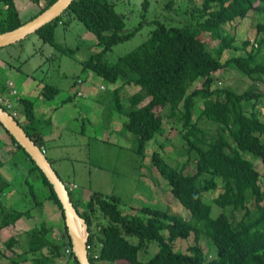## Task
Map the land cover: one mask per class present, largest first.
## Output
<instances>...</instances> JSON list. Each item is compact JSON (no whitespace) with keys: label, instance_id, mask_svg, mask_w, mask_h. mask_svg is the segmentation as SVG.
I'll use <instances>...</instances> for the list:
<instances>
[{"label":"trees","instance_id":"obj_1","mask_svg":"<svg viewBox=\"0 0 264 264\" xmlns=\"http://www.w3.org/2000/svg\"><path fill=\"white\" fill-rule=\"evenodd\" d=\"M17 1L0 0V33L34 19L57 0H30L35 12L26 21L20 9L26 8L28 2ZM142 4L148 9L150 1L142 0ZM250 11L259 17L255 25L257 40L248 39L240 45L226 26L247 17ZM191 15L196 23L183 26L157 20L150 35L113 64L105 60V55L116 44L132 38L143 24L128 30L124 15L118 13L112 0H73L60 16L35 32L61 52L68 49L57 39V28L66 24L68 16L84 23L96 36L101 49L81 60L83 69L95 71L105 81L121 83L114 89V101L118 111L127 116L122 131L135 135L136 152L145 154L147 143L157 134L163 135L165 117L181 125L185 150L181 155L186 159L172 165L159 149L153 152L151 162L154 171L167 179L174 196L190 210L188 218L170 208L152 206L132 207L131 213H125L116 194L95 190L81 202L70 191L78 212L88 223L92 264H264V170L246 156L250 153L264 165V120L257 109L264 99V89L260 87L264 83V0H202ZM204 34L210 35L214 46L210 47ZM227 50L238 53L223 58ZM8 56H13L12 51ZM230 65L252 80L242 92L215 85L220 78L216 73ZM126 85L140 88L130 97L128 107L121 95ZM59 91V87L46 83L43 93L53 98ZM198 98L203 99L204 106L197 114ZM19 103L29 124L16 118L43 147V127L49 123L36 117L33 101L20 98ZM202 120L217 126L212 136L200 124ZM0 126L10 136L15 150L22 151L32 163L30 171L38 173L46 189L42 198L34 195L38 206L42 207L46 199L53 200L65 216L63 204L45 173L1 122ZM165 138L161 150L170 143L171 137ZM48 158L55 167V160ZM0 180L10 185L1 173ZM215 191L219 192L213 203L207 202L205 196ZM2 192L0 188V233L32 214L30 208L5 204ZM100 215L107 219L105 223L97 221ZM64 225L60 244L50 240L51 230L45 224L25 232L28 253L35 264L57 259L64 248L71 250L69 259L80 264L66 222ZM191 235L194 243L187 252L177 248L178 239ZM2 240L0 236L6 246L2 255L20 258L22 254L14 252L16 236ZM152 246H157V250L155 247L151 257L142 260L140 253H151ZM212 249L214 256L209 257Z\"/></svg>","mask_w":264,"mask_h":264},{"label":"rangeland","instance_id":"obj_2","mask_svg":"<svg viewBox=\"0 0 264 264\" xmlns=\"http://www.w3.org/2000/svg\"><path fill=\"white\" fill-rule=\"evenodd\" d=\"M26 1L27 0H21V3ZM112 1L115 2L118 13L124 15L128 30H133L141 23L143 25L132 38L116 44L105 55V60L111 64L116 63L119 57L140 45L156 27L157 20L167 25L178 26L196 23L193 19V15H191L192 10L199 6L202 0H174L173 4H169L172 0H149L150 5L148 9L144 8L142 0ZM25 6L26 8L20 9L24 21L28 20L35 12V4L32 1L29 0L28 4ZM258 20L259 17H257L253 11H250L247 17L237 19L227 24L226 29L236 35L237 43L240 45L243 41L248 39L251 40V42H255L257 40V28L255 25ZM57 36L59 42L67 47V51L61 52V50L53 45L45 43L36 33L30 34L22 41L8 48L15 51L13 57L22 55L14 59L15 64L22 67L21 69L36 75L46 83L59 87L61 90L59 98L71 95L73 101L76 102V95L72 94L71 91L73 89L77 90L79 86L80 88L83 86V84L79 85L77 83V80L80 78L84 81H89L87 86L91 85L97 88L104 86L105 88L100 91L103 100L99 102V104H102L100 105L99 112L89 113V117L95 126H92L88 121H86V125L88 126V130H93L94 128L98 129L104 126L102 130L106 132L104 135L105 137L108 135L109 139L105 138L106 140L104 141L102 140L103 138L95 139L93 136H90L87 139V143H83L82 148H80L77 145L81 144V139L77 140L76 136H72L65 131L62 134L60 142H46V150H44L50 158L52 157L60 160L62 157H66L57 163L54 162L62 179H64L67 184L72 181L77 182V188H75L79 194L83 187L85 189L86 185L93 187V189H104L113 192L121 198V209L125 213H131L133 206H135L136 209L142 206H152L162 209L170 208L173 212L188 218L190 210L184 207L179 199L174 196L171 189L172 187L167 179L161 175L159 171H154L151 162L153 152L159 149L166 160L172 165L182 163V161L186 159L184 155H181L183 151L185 152L181 125L174 122L173 119H170L168 116L165 117L164 126L166 130L163 135L157 134L147 143L145 154L136 152L134 149L136 144L135 135L131 132L122 131L123 124L121 127H117L121 121L126 120L124 114L118 112L114 101V88L121 83L117 82L115 84L105 81L100 78L95 71L83 69L81 60L84 57L88 58L91 54L101 49L97 43L92 41V39L97 40L96 36L87 29L84 23L69 16L66 24H61L57 28ZM204 37L210 41V47L215 45V43L211 41L209 34H204ZM250 48L251 47H249V49ZM240 52L241 51H239V53ZM236 53L238 52L227 50L223 58H229ZM91 74L94 75V79ZM216 75L220 77L215 83L216 86L231 87L239 92L247 89L252 83V80L248 76L241 74L232 65L228 66L226 69L219 70ZM89 76L92 77L91 80ZM9 79L10 77L8 74H2L1 81L7 82ZM10 87L11 90L16 89L13 82ZM260 87L264 89L263 82L260 84ZM139 90V87L135 85H126L121 90V95L123 97L122 102H124V104L126 103L125 107L131 103L130 97ZM11 93L14 94L13 91H11ZM18 95L19 91L16 89V93L13 96L19 99ZM27 95V97H30L29 94ZM92 96L93 94H89L88 97L84 98L77 97V100H84L87 98L91 101ZM57 101L60 102V99H57ZM10 102L12 105H9L5 100L1 101L3 107L13 112L16 117L19 116V114L14 112V109L19 105L17 111H21L22 113L19 101L17 103L16 100L13 99V101L10 100ZM203 106V99L198 98L195 112L198 114ZM257 109L261 112V117L264 120V99L257 106ZM197 114L196 116H198ZM99 117L100 119L96 122L94 118ZM24 118L25 116L23 113L18 117L20 122L26 125ZM200 124L208 130V136H212L217 131V126L207 120H202ZM0 129L6 134L1 126ZM167 136L171 137L170 143L166 145L164 150H161V145L164 143L163 140L165 141V137ZM87 145L89 146L90 153L87 152ZM76 146L77 148H75ZM103 155H108L109 157L104 158ZM246 156L256 163L258 169L261 171L264 170V165L261 163L260 159L254 158L250 153L246 154ZM25 158L26 156L22 151L4 154V157L0 155L1 164L3 163V167L9 170L3 175L5 179L12 182L11 186L13 188L10 192L11 195L3 197L5 202L10 199L11 196L15 195L16 189L22 196L26 195L29 199H32L34 195L40 199L46 192V189L41 184L38 173L30 171L32 163L30 161H25ZM111 170L113 171L112 173L115 179H113L112 174L106 172H111ZM187 170L188 169H186V171ZM104 174L106 175L104 176ZM218 192L219 191L208 193L205 196V200L213 203L212 200L216 197ZM73 194H75V192H73ZM15 200L18 199L16 198ZM214 212L217 213L216 206H214ZM101 217L102 215L99 216L97 221L105 223L107 219ZM58 228V226L55 227V231H59ZM193 243L194 235H191L188 239H178L176 245L177 248L187 252L188 247ZM155 247L157 250V246H152L151 253L149 254L142 251L140 253L141 259H149ZM99 249L100 246L97 247L96 251H99ZM214 252V249L210 250L209 253L211 254H208L209 257H211ZM11 256L12 258H8L1 255V264H15L16 259L20 262L19 259L21 257L22 262L27 261L26 258L23 259L24 255H21L20 258L14 254ZM47 264L59 263L55 259ZM98 264L103 263L99 262Z\"/></svg>","mask_w":264,"mask_h":264},{"label":"crops","instance_id":"obj_3","mask_svg":"<svg viewBox=\"0 0 264 264\" xmlns=\"http://www.w3.org/2000/svg\"><path fill=\"white\" fill-rule=\"evenodd\" d=\"M27 0L26 2H28ZM194 1V0H192ZM24 3V2H23ZM21 3V0L17 1V4H23ZM91 32V31H90ZM92 33V32H91ZM94 43H97V40L92 39ZM12 51L13 56L14 52L8 47H0V96H7L9 100H20V98H27L31 101H33L34 104V110L36 117L49 123L46 126L43 127L44 131V145L43 148L46 150V142L51 141L53 142H60V139L62 137L63 132L67 131L69 134L72 136H76L77 140L81 139V144L77 145L78 147L82 148L83 143H87V139L90 136H93V138H103L102 140H106L105 138L109 139L108 135H104L106 133L104 130V126L102 128H94L93 130L89 129L88 126L86 125V121H88L92 126H95L93 121L89 117V113H96L99 112L100 101L103 100V96L100 94L101 89H105L104 86H101L100 88L93 87V86H87V83L89 82L88 80H82L81 83L77 80V83L79 85L85 86L81 87L80 86L76 89H73L71 91L72 94L76 95V102L73 101V97L71 95H66L64 98H59L61 94V90L59 93L53 97V98H47L44 95V86L46 82L42 79H39L36 75L32 73H28L21 69L22 67L18 66L15 64L14 59L21 57L22 55L18 57H9L8 53ZM84 57L83 59H85ZM82 59V60H83ZM8 74L10 79L7 82L1 81V76L2 74ZM92 73V72H90ZM94 79V75L91 74ZM102 78L101 76H99ZM90 80L92 79L91 76H89ZM10 82H13V85L15 88L19 91V99L15 98L12 93H11V85ZM92 83V82H91ZM90 83V84H91ZM116 84V83H115ZM121 85V84H119ZM119 85L115 86L118 87ZM136 86V85H135ZM139 87V86H138ZM115 89V88H114ZM140 89V88H139ZM81 92V94H80ZM29 94L30 97H27ZM89 94H93L92 100L90 101L89 99L85 98L84 100H77V97H88ZM78 95V96H77ZM57 99H60V102L57 101ZM123 101V99H122ZM124 103V102H123ZM126 106V103L124 104ZM19 105H17L18 108ZM22 106V105H21ZM20 106V107H21ZM130 106V104L127 105V107ZM17 108L14 110L19 116L22 114L21 111H17ZM22 108V107H21ZM23 109V108H22ZM10 112V111H9ZM120 112V111H118ZM12 113V112H11ZM121 113V112H120ZM14 114V113H12ZM24 115V114H23ZM16 117V115H14ZM17 116V118L19 117ZM127 120V116L124 115ZM26 123L29 124L28 119L25 117L24 118ZM96 122H98L99 118H94ZM125 120V121H126ZM121 121L117 127H121V125L125 122ZM97 124V123H96ZM111 124V123H110ZM110 126V125H108ZM123 126V125H122ZM121 131V130H120ZM119 131V132H120ZM7 135V136H6ZM8 137V138H7ZM10 136L8 134H4L3 130L0 129V155L4 157V154H9V153H17L19 151L15 150V145L12 144L11 139L9 138ZM74 143V142H72ZM77 146L75 148H77ZM16 151V152H14ZM46 152V151H45ZM87 152L90 153L89 146L87 145ZM47 155V153H46ZM48 156V155H47ZM49 157V156H48ZM104 158L109 157L108 155H103ZM52 158V157H51ZM66 158V157H65ZM62 157L63 160L65 159ZM26 159V158H25ZM55 160V163L59 162V159L52 158ZM86 160V159H85ZM25 161H28L27 159ZM3 163L1 164L0 161V173L6 174L8 172V169H5L3 167ZM108 174H112L113 179H115L114 174L111 172L106 171ZM59 174V172H58ZM60 175V174H59ZM69 175V174H67ZM106 174H104L105 176ZM4 176V175H3ZM61 177V176H60ZM5 178V177H4ZM62 179V177H61ZM7 180V179H6ZM64 181V179H62ZM8 181V180H7ZM65 182V181H64ZM74 182V183H73ZM9 186L5 185V182L0 180V188L3 189L2 192V199L3 197H8L10 192L13 190L11 184ZM67 185V183L65 182ZM71 184H76L77 182L72 181L69 183V187ZM18 188V187H17ZM77 188V186H76ZM76 188L70 190L72 192H75V197L76 199L80 200L81 202H84L89 199L90 195L92 194L93 191L95 190H101L104 192L108 193H113L108 190L104 189H93V187L86 185L85 189L80 191V194L76 191ZM12 189V190H11ZM19 189V188H18ZM21 190V189H20ZM83 194V195H81ZM114 194V193H113ZM18 200H15V199ZM4 201V199H3ZM36 198L29 199L26 197V195L22 196V194L19 193V191L16 189L15 195L11 196L10 199L4 201L5 204L8 206H12L15 208L19 209H25V208H30L31 209V216H23L20 219H18L15 223V225L4 228L1 231L2 236V241L10 237L11 235H15L18 242L14 246V252L18 253L19 255H24L23 259L26 258L27 261L22 262V257L19 259L20 262L15 263V264H35L34 259H32V255L28 253V244L26 240V236L24 235V232H27L28 230L40 226L41 224H45L50 228L51 234H49V238L51 241L60 244L62 241V231L64 230V224L66 222V217L63 215L62 210L60 207L53 201V200H44L42 207L38 206ZM135 207V206H133ZM65 217V218H64ZM59 227V231H55V227ZM6 246L4 245L3 242H0V264L2 263L1 255L5 251L4 249ZM57 262L59 264H77L74 262L72 259H69V254L66 252V248H64V253L60 257H58ZM52 261V260H51ZM8 262V261H7ZM6 262V263H7Z\"/></svg>","mask_w":264,"mask_h":264},{"label":"water","instance_id":"obj_4","mask_svg":"<svg viewBox=\"0 0 264 264\" xmlns=\"http://www.w3.org/2000/svg\"><path fill=\"white\" fill-rule=\"evenodd\" d=\"M73 2V0H57L48 9L34 19L20 27L0 33V47L16 44L30 34L35 33L45 24L60 16ZM0 122L25 148L36 164L42 169L52 183L65 211L66 224L72 239L73 251L80 264H92L89 257L88 240L90 231L86 219L78 212L72 201L70 190L61 179L57 170L46 155L44 148L39 146L27 133L19 120L0 104ZM77 221L84 227L83 234L77 225Z\"/></svg>","mask_w":264,"mask_h":264},{"label":"built area","instance_id":"obj_5","mask_svg":"<svg viewBox=\"0 0 264 264\" xmlns=\"http://www.w3.org/2000/svg\"><path fill=\"white\" fill-rule=\"evenodd\" d=\"M78 82L81 83L82 80L80 79ZM10 85H12L11 82H10ZM12 91H13L14 94L16 93V89H14V90H12ZM14 94H12V95H14ZM80 94H81V92H80ZM1 99L7 101L9 105H12V103L10 102V100L8 99L7 96H0V104H2L1 101H3V100H1ZM14 110H15V109H14ZM12 113H13V112H12ZM13 115H14V114H13ZM44 151H45V150H44ZM76 186H77L76 184H71L70 187H69V190L74 189ZM89 248H90V245H88V250H89ZM70 251H71L70 249H68V248L66 249V252H67V253H69Z\"/></svg>","mask_w":264,"mask_h":264},{"label":"bare ground","instance_id":"obj_6","mask_svg":"<svg viewBox=\"0 0 264 264\" xmlns=\"http://www.w3.org/2000/svg\"><path fill=\"white\" fill-rule=\"evenodd\" d=\"M77 222H78L77 225H78V227H79V229H80V232H81V234H83L84 227L80 224L79 221H77Z\"/></svg>","mask_w":264,"mask_h":264},{"label":"clouds","instance_id":"obj_7","mask_svg":"<svg viewBox=\"0 0 264 264\" xmlns=\"http://www.w3.org/2000/svg\"><path fill=\"white\" fill-rule=\"evenodd\" d=\"M238 19H242V18H238ZM236 20H237V19H236ZM236 20H235V21H236ZM256 45H257V44H256ZM68 189H69V188H68Z\"/></svg>","mask_w":264,"mask_h":264}]
</instances>
